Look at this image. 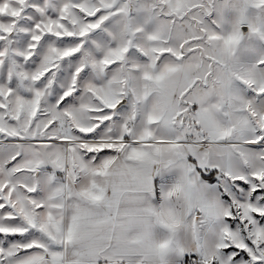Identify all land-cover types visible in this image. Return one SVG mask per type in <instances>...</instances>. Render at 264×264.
I'll list each match as a JSON object with an SVG mask.
<instances>
[{"label": "snow or ice", "instance_id": "1", "mask_svg": "<svg viewBox=\"0 0 264 264\" xmlns=\"http://www.w3.org/2000/svg\"><path fill=\"white\" fill-rule=\"evenodd\" d=\"M0 264H264V0H0Z\"/></svg>", "mask_w": 264, "mask_h": 264}]
</instances>
